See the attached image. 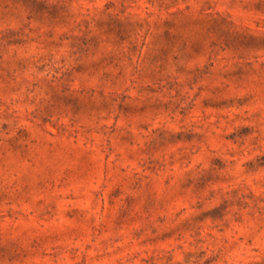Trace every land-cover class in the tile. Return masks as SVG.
I'll return each instance as SVG.
<instances>
[{"label":"rangeland","instance_id":"374dc122","mask_svg":"<svg viewBox=\"0 0 264 264\" xmlns=\"http://www.w3.org/2000/svg\"><path fill=\"white\" fill-rule=\"evenodd\" d=\"M0 264H264V0H0Z\"/></svg>","mask_w":264,"mask_h":264}]
</instances>
